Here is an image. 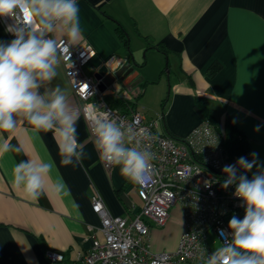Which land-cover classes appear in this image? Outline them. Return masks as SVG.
Masks as SVG:
<instances>
[{
    "label": "crops",
    "instance_id": "0c3cea01",
    "mask_svg": "<svg viewBox=\"0 0 264 264\" xmlns=\"http://www.w3.org/2000/svg\"><path fill=\"white\" fill-rule=\"evenodd\" d=\"M77 3L83 32L77 44H91L110 72L127 64L131 56L139 65L141 80L135 83L134 78L128 80L126 73L121 75L100 90L105 99L133 100L138 111L137 98L146 92V84L155 80L147 70L149 58L155 56L164 62L159 72L165 71L169 80L173 78L156 115L159 132L177 140L184 137L201 121L193 107L194 98L200 97L202 108L220 126L228 121L247 139L249 161L256 160V165L247 171L248 177L264 172V0ZM118 25L127 36L126 44L116 32ZM65 32V26L60 24L52 36L67 38ZM0 42H11L1 23ZM215 64L219 68L209 75L210 66ZM56 70L58 74L51 81L40 82L38 92L46 102H50L57 87L65 94L70 111L78 115L77 139L86 155L81 165L73 166L74 159L73 165L62 166L53 133L35 131L23 115L16 116L14 129L0 130V264H56L48 257V250L61 253L64 261L72 263L94 236L102 237L101 219L91 205L95 191L113 215L131 216L132 204H141L136 185L123 178L118 167L103 166L63 65L59 63ZM95 70L91 64L85 66L88 75L93 76ZM16 147L21 148L19 153ZM24 160L36 165L54 162L50 176L44 177L46 194L39 200H31L22 188L12 185L13 168ZM60 176L71 189L70 196L53 190V181ZM183 228L181 208L174 206L165 225H152L151 249H173Z\"/></svg>",
    "mask_w": 264,
    "mask_h": 264
},
{
    "label": "clouds",
    "instance_id": "9594fccd",
    "mask_svg": "<svg viewBox=\"0 0 264 264\" xmlns=\"http://www.w3.org/2000/svg\"><path fill=\"white\" fill-rule=\"evenodd\" d=\"M0 18L13 22L22 19L25 24L36 22L31 31L23 26H16L13 31V24H9L5 31L14 39L0 42V130L14 129L16 116L23 115L35 131L53 133L62 166L73 165L74 159L73 166L81 165L86 154L77 139L78 115L70 111L59 87L50 102L38 92L40 82L51 81L58 74L57 43L45 38V32L54 30L52 21L65 26L66 43L70 46L83 36L77 0H0ZM85 119L93 125L94 148L102 162L118 167L120 175L130 183L144 184L150 179L155 160L151 144L156 139L150 131L141 129L143 135L129 136L126 145V129L107 112L90 105ZM14 150L19 153L21 148ZM255 165V159L241 157L235 165L222 169L227 175L222 186L226 189L235 184V196L246 207L242 219L233 215L228 221L231 242L217 249L207 264H264V172L254 173L251 178L239 173V169L247 172ZM53 167L54 162L41 161L36 165L30 160L21 161L13 168L12 185L22 188L31 200H39L46 194L44 177L50 176ZM52 188L58 195H71L63 176L53 181Z\"/></svg>",
    "mask_w": 264,
    "mask_h": 264
},
{
    "label": "built area",
    "instance_id": "2783aa9c",
    "mask_svg": "<svg viewBox=\"0 0 264 264\" xmlns=\"http://www.w3.org/2000/svg\"><path fill=\"white\" fill-rule=\"evenodd\" d=\"M0 23L4 29L12 23L13 31L16 26L29 31L36 27L35 21L25 24L22 19L13 22L0 18ZM52 23L53 29L62 24L59 21ZM6 33L11 40L14 39ZM45 38L57 43V58L80 101L81 114L94 141L93 125L85 119L90 105L107 112L122 129H126V145L129 136L139 138L143 135L141 129L156 137L151 144L155 160L150 179L144 184H135L141 204H132V215L111 214L101 195L95 191L91 205L101 219L102 237L94 236L89 247L79 251L72 263L64 261L59 252L48 250V257L56 264H207L217 249L231 242L228 221L233 215L240 218L246 207L244 201L235 196V184L226 189L222 186L227 179L222 169L226 165H235V162L223 148L219 132L208 120H201L178 140L159 132L158 117L146 118L135 109L121 111L103 97L98 87L102 78L96 79L85 71V66L96 56L91 44L70 46L66 43L67 38L54 39L52 32H45ZM102 164L106 169L111 168L104 162ZM174 206H179L184 216V228L178 242L173 249L153 251L151 227L165 225ZM209 232H214L220 242L215 250L208 242Z\"/></svg>",
    "mask_w": 264,
    "mask_h": 264
},
{
    "label": "trees",
    "instance_id": "16d2710c",
    "mask_svg": "<svg viewBox=\"0 0 264 264\" xmlns=\"http://www.w3.org/2000/svg\"><path fill=\"white\" fill-rule=\"evenodd\" d=\"M116 32L122 42L126 44L127 36L124 32V29L120 25H118L116 27ZM218 68L219 65L217 64L210 66L209 75H213ZM110 103L113 107H116L124 112H129L135 107V102L133 100H128L123 97H117ZM202 104L203 102L200 97L194 98V109L199 114L201 120H208L212 124L214 129L219 132V134L221 135L222 146L229 155V157L234 159L235 164L241 157H244L249 160L250 149L245 136H243V134L240 133V131L228 121H226L223 126H220L214 116L207 109L202 108ZM239 173L248 176V173L244 169H239ZM243 216L244 213L242 214V216H240V219H242Z\"/></svg>",
    "mask_w": 264,
    "mask_h": 264
},
{
    "label": "rangeland",
    "instance_id": "374dc122",
    "mask_svg": "<svg viewBox=\"0 0 264 264\" xmlns=\"http://www.w3.org/2000/svg\"><path fill=\"white\" fill-rule=\"evenodd\" d=\"M141 55L144 58L145 52L142 51ZM163 64L164 62L160 63L156 60L155 56L149 58V61L147 62V70L150 75L155 77V80L146 84V92L141 94V96L136 100V108L138 111L142 114L145 113V115L149 118L156 117V115L159 114L161 106L163 105V100L166 99V95L168 93V84L173 82V78H170L169 80L165 71L159 72L160 68L162 70ZM106 99L109 100L108 97H106ZM166 101L167 100H165V104ZM207 239L213 250L220 246V242L214 232H209Z\"/></svg>",
    "mask_w": 264,
    "mask_h": 264
},
{
    "label": "water",
    "instance_id": "95a60500",
    "mask_svg": "<svg viewBox=\"0 0 264 264\" xmlns=\"http://www.w3.org/2000/svg\"><path fill=\"white\" fill-rule=\"evenodd\" d=\"M94 68H96L93 76L96 79H101L98 87L100 90H104L107 85L113 84L115 81H118L123 74H127L128 80L135 79V83H138L141 78L138 77V70L139 67L138 63L134 60L133 56L130 57V60L127 64L120 67L117 71L110 72L108 71V67L102 63V61L95 56L91 62ZM125 84V81L123 82Z\"/></svg>",
    "mask_w": 264,
    "mask_h": 264
}]
</instances>
